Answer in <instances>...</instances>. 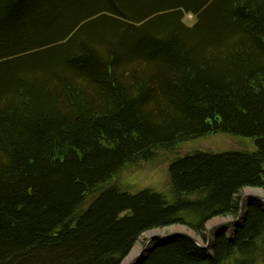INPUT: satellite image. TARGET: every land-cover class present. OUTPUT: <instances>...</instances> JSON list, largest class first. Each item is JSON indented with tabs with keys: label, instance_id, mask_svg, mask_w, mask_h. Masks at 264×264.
<instances>
[{
	"label": "trees",
	"instance_id": "1",
	"mask_svg": "<svg viewBox=\"0 0 264 264\" xmlns=\"http://www.w3.org/2000/svg\"><path fill=\"white\" fill-rule=\"evenodd\" d=\"M214 133L255 150L177 158L173 202L110 184ZM245 188L264 189V0H0V264H121L176 224L205 240ZM262 239L250 198L212 256L179 235L139 264H256Z\"/></svg>",
	"mask_w": 264,
	"mask_h": 264
},
{
	"label": "rangeland",
	"instance_id": "2",
	"mask_svg": "<svg viewBox=\"0 0 264 264\" xmlns=\"http://www.w3.org/2000/svg\"><path fill=\"white\" fill-rule=\"evenodd\" d=\"M184 22H186V24L190 26H193L196 22V18L193 14L186 13ZM198 150L211 152V153H226L231 151L252 152L255 150V141L251 138L237 137L225 133H214L204 136L202 138L182 142L172 150H159L156 153V155H154V157L149 160L146 161L142 160L134 164L127 165L120 173H118L112 179L110 184L117 185V187H119L121 190L130 192L132 194H135L143 189H149L156 193L162 194L167 201L173 202L175 200V194L169 176V166L177 158L184 157L188 154H192ZM246 190L247 191L252 190V192H254L252 194L261 195L264 198V189H259V188H245L240 193L242 198L246 195L247 196L250 195V193H247ZM244 206H245L243 207L244 214L241 213L240 222L243 220L245 216L246 204H244ZM238 216L239 215L237 216L229 215L226 217H215L209 220L206 224V230L204 231L206 236L205 240L199 232L186 225L176 224L167 228L156 229V230H161L162 233H164V235H168L172 233L173 230L177 228L182 229V230H178V232H184L189 235L190 232H193L194 236L193 235L190 236L194 237L200 245L208 244L207 251L208 254L210 253V255L212 256V251H213L212 247L214 240L218 236L217 232L223 231L220 230L222 228H215V229L213 228L215 226L223 224L224 222L233 220ZM235 228L236 227L232 225L231 227H229L228 230L225 229L228 236L232 237L234 235L233 232L235 231ZM211 229L212 232L210 233ZM175 232L178 233L177 231ZM209 233L210 235L208 237ZM213 234H215V236H213ZM146 237L147 236L144 234L136 243L134 248L138 245L143 246L146 243V239H145ZM153 239L154 238H152L151 241H153ZM259 246H260V252L257 254L256 264H264V239L260 240ZM150 251L151 250H149L143 257L145 258ZM126 258L123 260V262L126 260ZM237 259H240L239 255L229 258L223 264H237L236 263Z\"/></svg>",
	"mask_w": 264,
	"mask_h": 264
},
{
	"label": "bare ground",
	"instance_id": "3",
	"mask_svg": "<svg viewBox=\"0 0 264 264\" xmlns=\"http://www.w3.org/2000/svg\"><path fill=\"white\" fill-rule=\"evenodd\" d=\"M247 191V190H246ZM247 193H250V195L252 194V193H254V192H252V190H248L247 191ZM252 195H254V194H252ZM247 196V195H246ZM249 196V195H248ZM246 206H247V204H246ZM243 207H245V206H243ZM242 213L244 214V209L242 210ZM239 215V214H238ZM241 220V219H240ZM240 220L236 223V224H229V225H227V226H224L223 228L222 227H220V228H222V229H220V230H223V231H218L217 232V234H219L220 232H224V231H226V230H228L229 229V227H231L232 225L234 226V227H236V226H238L241 222H240ZM231 221V220H230ZM229 222V221H228ZM224 223H227V222H224ZM226 229V230H225ZM178 230H182V229H180V228H177V229H175V230H173V232L172 233H170V234H176V232L175 231H177L178 232ZM234 233V232H233ZM216 234V235H217ZM145 235L147 236L145 239H146V243L143 245V246H136L135 248H134V250L130 253V255L126 258V260L122 263V264H139L140 262H141V260L144 258L143 256L149 251V250H151L153 247H154V242L153 241H155V239H153V241H151L152 240V238H155L156 236H159V237H164V236H166V235H164V233H162V231L161 230H151V231H148V232H146L145 233ZM190 235H193L194 236V233L193 232H190ZM213 236H215V234H213ZM171 241V240H170ZM167 242V241H166ZM203 244V243H202ZM207 246H208V244H206ZM211 245H212V242H211ZM153 246V247H152ZM210 250V249H209ZM209 255H210V253H209ZM211 256V255H210Z\"/></svg>",
	"mask_w": 264,
	"mask_h": 264
},
{
	"label": "water",
	"instance_id": "4",
	"mask_svg": "<svg viewBox=\"0 0 264 264\" xmlns=\"http://www.w3.org/2000/svg\"><path fill=\"white\" fill-rule=\"evenodd\" d=\"M250 198H252V199H256V200H258V201H261V202L264 204V198H263V196H261V195H249V196H244V197L242 198V202H241V205H240L239 216H238L237 218H235V219H233V220L227 222V223H223V224H220V225H218V226H215L213 229H215V228H220V227L223 228L224 226H227V225H229V224H236V223L240 220V218H241L240 216H241V213H242V209H243L244 204H247V201H248V199H250ZM211 232H212V229L210 230V233H211ZM210 233L208 234V237H209ZM221 233H222V232H220L218 235H220ZM179 235H184V236L188 237L189 239H191L192 241L196 242L200 247H202V248L205 249V250H207V248H208L207 245H200V244L198 243V241H197L194 237H192V236H190L189 234L184 233V232H178V233H176V234H168V235H166V236H164V237L156 236L154 239H155V240H162V241L166 242V241H170V240H172L174 237L179 236Z\"/></svg>",
	"mask_w": 264,
	"mask_h": 264
}]
</instances>
